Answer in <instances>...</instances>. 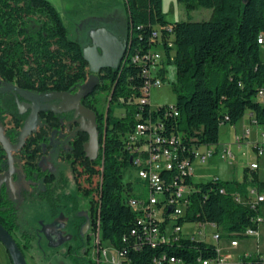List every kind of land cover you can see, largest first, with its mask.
<instances>
[{
  "label": "trees",
  "instance_id": "trees-1",
  "mask_svg": "<svg viewBox=\"0 0 264 264\" xmlns=\"http://www.w3.org/2000/svg\"><path fill=\"white\" fill-rule=\"evenodd\" d=\"M126 1L130 52L133 46L146 52L154 47V29L173 27L174 45L169 46L165 40L163 47L164 62L175 66L174 105L179 115L167 119L173 133L181 134L184 142L193 147L217 144L220 125H235L248 111L254 114L255 123L264 125V104L258 95L264 86V59L258 42L264 34V0H177L188 10L205 7L212 14L204 20L175 22L166 20L163 0ZM110 71L102 76V80H110L109 84L103 81L98 87L109 91L108 104L104 111L95 107L100 154L94 161L85 157L87 133L83 132L71 163L76 178L84 175V181L89 183L88 187L78 183V190L91 197V208L96 214L93 228L96 229L99 219L102 241L121 248L136 216L126 202L123 178L130 161L121 136L130 130L135 117L132 112L117 116L114 111L120 106V95L140 92L144 77L140 66L133 62ZM88 74L82 45L69 37L60 12L50 0H0V85L15 83L37 93L72 92L85 82ZM0 94L5 98V106L11 109L17 108L20 98L30 99L17 90ZM94 101L98 99L95 97ZM148 109H144L145 115ZM47 112L51 128L62 124L59 113L63 111ZM156 115V111L151 113L152 117ZM195 185L197 189L187 211L189 220L214 222L231 238L248 237L244 232L250 226L256 227L252 218L257 213L246 203L248 188L254 186L264 193V179L258 178L256 171L252 178L246 176L243 181L222 179ZM221 187L225 193L220 192ZM235 193L245 201H237ZM0 222L10 233L19 230L16 207L6 196L0 197ZM27 233H23L24 248L30 249L32 235ZM162 254L175 256L186 264H199L198 258L216 259L218 251L215 243L183 237L176 243H144L139 249H128L127 259L130 264H156L154 258ZM240 257L245 260L243 255ZM262 260L260 255L252 259L254 264Z\"/></svg>",
  "mask_w": 264,
  "mask_h": 264
},
{
  "label": "rangeland",
  "instance_id": "rangeland-1",
  "mask_svg": "<svg viewBox=\"0 0 264 264\" xmlns=\"http://www.w3.org/2000/svg\"><path fill=\"white\" fill-rule=\"evenodd\" d=\"M58 9L61 17L67 27L69 37L78 41L82 47H87L92 42V29L105 27L114 36L127 40L128 38V26L129 15L128 5L126 0H50ZM210 8L199 7L192 10H188L183 3H179L177 0H163V11L165 18L169 22L182 21V20H204L208 18L207 12ZM135 47V46H133ZM261 57L264 59V44L261 45ZM164 54V51H162ZM175 77L174 64L166 63V70L162 73V83L153 86L150 90L149 100L153 107L159 105H172L176 102V92L173 88V80ZM109 91L97 92L96 98L98 101L95 103V107L100 110H105L108 104ZM125 99H128L124 95ZM260 100H262L259 97ZM47 106H51L57 109L58 106H62L64 103L57 98L52 97L46 99ZM46 104V103H45ZM80 106L67 109L68 118L75 121L73 123L74 129H86L89 133V139L86 141V149L91 150L95 147L97 141L96 130V111L93 107L80 103ZM127 107L122 104L115 108L114 114L117 116L127 115ZM247 114V113H246ZM246 114L240 118L235 125L230 122H224L219 128V142L213 144V147H219L218 152H222L225 147L230 148L236 155L234 160L221 158L220 156L211 157L207 162L201 163L197 159L194 160V176L193 181L195 183L211 181L213 176H219L222 179L229 181H243L246 176L252 178L255 172L250 168V164L253 161H258L261 166L264 165V154L260 157L257 156L255 149V142L262 143L264 138L260 132L256 130L264 125H256L251 123ZM247 119V120H246ZM243 121L246 122L247 128L242 127ZM257 128V129H256ZM243 129V130H242ZM250 129L251 133L248 137H243L241 142L237 141L238 136H242L244 130ZM68 144V139L62 132L60 136L55 139V142L49 149L48 156L45 157V164H48L52 170L57 174H62L67 178L68 184L65 188L66 193H71L72 196L79 201L78 206L71 209V199H63L65 204L64 212L69 216L67 229L75 233L72 221L76 219V222L80 221L79 213H87L91 197H87L82 191L77 189V183L72 173V166L63 154V150ZM204 149V147H202ZM132 172V171H131ZM130 172V173H131ZM258 178L264 179V171L261 167L257 170ZM129 174V173H128ZM98 177L94 178V184ZM125 181L127 184L125 188L131 195H136L138 191H142V196H146V187L142 184V181L137 178L134 172L126 176ZM84 185V181L81 182ZM96 194L93 196L96 199ZM19 203V221L21 229H27L33 232L31 248L26 251V258L31 264H88L87 258L96 261L97 252L99 251L95 245V229L92 228V234L90 241L86 239L83 241L73 239L70 242L74 247L71 255H67L66 245L54 248L46 240L39 244L38 237L36 236V230L42 225V222L49 221L51 218L50 207L48 203L40 199H25L17 201ZM95 206V205H94ZM92 207V205H91ZM94 219V212L91 208ZM75 216H78L76 218ZM172 223L169 222V226ZM189 223H184V231L189 230ZM218 231L222 234V238L219 241H215L208 235L207 241L215 243L222 248V253H230V262L237 264L239 255L244 251L252 252L259 251L264 257V221L258 225V236L245 237L238 240V245H231V237L224 235V231L218 228ZM260 231V233H259ZM102 244L107 249V254L103 256L105 263L112 264V257L116 255V248L114 245L103 240ZM42 245V246H40ZM88 250L86 252V248ZM42 247V248H41ZM86 252V253H85ZM74 253V254H73ZM100 253V251H99ZM31 254L32 258L31 259ZM77 258V261H76ZM100 259L102 260L101 256ZM87 262V263H86ZM97 262V261H96ZM98 263V262H97ZM0 264H10V257L4 246L0 242ZM178 264V263H173ZM212 264H217L215 261Z\"/></svg>",
  "mask_w": 264,
  "mask_h": 264
},
{
  "label": "built area",
  "instance_id": "built-area-1",
  "mask_svg": "<svg viewBox=\"0 0 264 264\" xmlns=\"http://www.w3.org/2000/svg\"><path fill=\"white\" fill-rule=\"evenodd\" d=\"M173 34L174 30L171 25L166 26L164 30L158 27L152 31L151 40L154 42V47L146 52H142V49L139 48L135 59H133V64L140 66L141 74L144 77L140 92L128 93L126 96L128 99H125L122 94L117 101L120 105L128 106L127 112H132L135 117L130 130L121 136V140L130 161V167L123 178L126 202L136 213V216L129 232L123 237L125 244L121 248L114 246L116 255L112 257V264H130L127 259L128 249H139L144 243L151 246L161 243H176L183 237L207 241L208 235L215 241L221 239V233L218 231L216 223L187 218V211L192 203L191 196L197 189L193 181L194 160L197 159L199 162L205 163L214 156L234 160L236 158L235 153L228 147H225L220 153L218 146L213 147V144L193 147L186 144L182 135L173 133L168 126L167 119L173 115H179L175 105L153 107L149 100L151 88L162 83V73L166 70L164 54L162 53L164 42L166 40L169 46L173 47ZM258 42L264 43V34L259 36ZM118 73L120 75L121 71ZM258 95L264 104V86L259 90ZM146 107L149 109L145 115L144 109ZM153 111L158 112L156 117L151 116ZM250 133V129L244 130L243 135L237 137V141L240 143L241 139L248 137ZM260 134L264 138V130ZM255 143L257 156L260 157L264 154V142ZM261 167L264 171V165L261 166L259 160L250 164V168L254 171ZM133 172L146 187V196L140 194L142 191H138L136 195H131L125 188L127 184L125 178ZM221 180L222 178L217 175L212 178V181L215 182ZM220 192L225 193V188L221 187ZM235 199L239 202L245 201L239 193H235ZM246 203L257 213L252 218L256 227L250 226L244 233L248 237L258 236V225L264 221V193L258 191L256 187L250 186ZM169 222L172 223L171 226H169ZM184 223L190 224L189 230L186 232L184 231ZM95 234V245L100 251V253L97 252L95 260L104 264L103 256L107 254V249L102 244L99 219L96 221ZM237 239H231L232 246L238 245ZM217 251L216 259L200 257L198 263L212 264L215 261L217 264H232L230 254H223L220 246H217ZM242 255L245 257V262L239 257L237 264L242 261L244 264H254L252 259L260 254L244 252ZM261 258L263 260L260 264H264V257L261 256ZM154 262L156 264H186L181 259L167 254L155 257Z\"/></svg>",
  "mask_w": 264,
  "mask_h": 264
},
{
  "label": "flooded vegetation",
  "instance_id": "flooded-vegetation-1",
  "mask_svg": "<svg viewBox=\"0 0 264 264\" xmlns=\"http://www.w3.org/2000/svg\"><path fill=\"white\" fill-rule=\"evenodd\" d=\"M118 39L119 40L116 44L117 50H119L121 42L124 43L126 41L123 38ZM110 70L114 69H102L99 72V75H101L99 85H97L89 95L81 99V102L91 105V107H93L95 111L96 101H94V98L97 92H104V90H99L98 87L103 81L108 84L110 82L109 79L102 80V76L111 72ZM9 85L18 86L15 83H3L0 85V88ZM10 90L16 89H0V92ZM78 90L79 88L76 91H72L69 93L74 94ZM27 92H31L42 97H44V95L46 94L51 93H37L33 91ZM22 94L28 96L30 99L20 98L16 109L7 108L4 103L5 98L3 97V94H0V197L6 196L12 201V204L16 207L18 221L20 206L17 201L25 199H40L46 201L50 207L51 218L47 222H42V225L36 230L35 234L38 237V242L39 244H42V241L46 240L54 248L66 245L67 248L65 253H67V255H71L74 247L72 246V244H70V242L73 241V239L81 241H83V239H86L87 241H90V236L93 230L92 228L94 226L93 215L91 211L92 203L90 202L87 213L83 214V212H77L79 213L81 219L77 222L76 219L72 221L73 227L75 228V233L68 230L67 224L69 222V216L64 212L65 208L63 207H65V204H63L62 201L66 198L71 199V201H73L71 203V209H74L76 206H78L79 201L77 200V198L72 196L71 193L64 192L68 184L67 178L62 174H57L54 170L51 169L48 164H45V157L48 156L49 149L55 142V139L58 138L60 136V133L63 132L68 139V144L63 150V154L64 157L71 163L73 158L75 159L74 150L76 149V144L80 140L82 133H87L85 143L89 139V133L86 129H74L73 123L76 122V120L73 121L69 119L67 111L59 113V117L62 123L61 125L53 128L49 126L46 118V115L49 114V112L47 111H60L61 109L70 107V103H64L62 106H58L57 109H54L51 106H47L46 99L44 98H40L39 101H35V99H33V97H31L30 95H27L25 93ZM83 99L85 100L83 101ZM98 128L99 120L96 114V130ZM25 130L27 131V134L25 138L22 139V134ZM96 144L97 145L91 150H87L86 147L84 148L85 157L87 156L92 158V161L96 160L100 154V136L98 130ZM71 155L72 157L68 158V156ZM72 173L77 183L78 189V183L84 181V175L76 178L73 172V168ZM82 186L88 187L89 183L84 181V185ZM75 217L78 218V216ZM24 231L28 232L29 235L33 234V232H31L30 230L21 229L19 221V230H15L11 234L15 237L25 254L26 251L30 249L24 248ZM87 250L88 246L86 248V252ZM8 255L10 257L9 253ZM31 259L33 260L32 254ZM86 260H88V264H92L91 260L93 259L87 258ZM28 263L31 264L29 261Z\"/></svg>",
  "mask_w": 264,
  "mask_h": 264
},
{
  "label": "water",
  "instance_id": "water-1",
  "mask_svg": "<svg viewBox=\"0 0 264 264\" xmlns=\"http://www.w3.org/2000/svg\"><path fill=\"white\" fill-rule=\"evenodd\" d=\"M91 37L93 39L91 44L87 47H82L83 56L88 62L90 74L88 75L85 82L80 85L79 90L76 93L70 94L69 92L54 91L42 97L31 92H27L16 85H9L6 87H1L0 89L19 90L20 92L33 97L35 101H39L40 98L48 99L57 97L62 101V103H70V107L61 109L62 111H66L67 109L73 108L75 106H80L81 99L89 95L95 89V87L99 85L101 80V75H99V72L104 68H112L117 70L123 61L126 49L128 47V40H126L124 43L121 42V46L119 50H117L116 44L119 39L105 27L93 28ZM61 110L55 111L62 112ZM26 134L27 131L25 130L22 134V139L25 138ZM0 241L10 254L13 264H29L17 240L9 232V230L5 228L3 224H1V222Z\"/></svg>",
  "mask_w": 264,
  "mask_h": 264
},
{
  "label": "crops",
  "instance_id": "crops-1",
  "mask_svg": "<svg viewBox=\"0 0 264 264\" xmlns=\"http://www.w3.org/2000/svg\"><path fill=\"white\" fill-rule=\"evenodd\" d=\"M211 14H212V10L210 9L208 12H207V15H208V18H210L211 17ZM208 18H206V19H208ZM264 44V43H263ZM263 44H261V45H263ZM246 116H248L247 117V119L249 118V120H250V122L251 123H254V124H256V125H258L257 123H255V120H254V114L252 113V112H250V111H248L247 112V114H246ZM246 119V120H247ZM247 125L248 124H246V122L245 121H243V123H242V127H244V129L245 128H247ZM257 129V128H256ZM243 130V129H242ZM264 130V128L262 129L261 127L259 128V126H258V129L256 130V132H260L261 133V131H263ZM218 149H220L219 147H218ZM256 173H258L257 172V170H256ZM261 178V177H260ZM261 179H263V178H261ZM259 233H260V231H259ZM221 238H222V236H221ZM231 241V240H230ZM3 245V244H2ZM5 249V248H4ZM6 250V249H5ZM221 251H222V248H221ZM7 252V251H6ZM244 252H248V251H244ZM243 252V253H244ZM250 253H256V254H260L261 256H263L262 255V253H260L259 251H252V252H250ZM225 254H230V253H225ZM231 255V254H230ZM241 255V254H240ZM239 255V256H240ZM10 264H12V262H11V259H10Z\"/></svg>",
  "mask_w": 264,
  "mask_h": 264
},
{
  "label": "bare ground",
  "instance_id": "bare-ground-1",
  "mask_svg": "<svg viewBox=\"0 0 264 264\" xmlns=\"http://www.w3.org/2000/svg\"><path fill=\"white\" fill-rule=\"evenodd\" d=\"M131 46H132V44H131L130 40L128 39V47L126 49L125 56L123 58L122 63L120 64V66L118 68H121L124 65V63H126V62H133V59H135L136 53H137V51H139V49H137V47L135 46L132 48V51L130 52L129 50H130Z\"/></svg>",
  "mask_w": 264,
  "mask_h": 264
}]
</instances>
